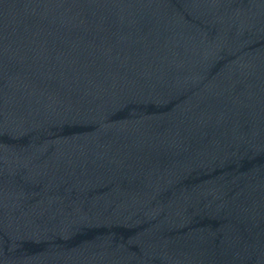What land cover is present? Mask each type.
<instances>
[{
    "label": "water",
    "instance_id": "95a60500",
    "mask_svg": "<svg viewBox=\"0 0 264 264\" xmlns=\"http://www.w3.org/2000/svg\"><path fill=\"white\" fill-rule=\"evenodd\" d=\"M0 264H264V0H0Z\"/></svg>",
    "mask_w": 264,
    "mask_h": 264
}]
</instances>
